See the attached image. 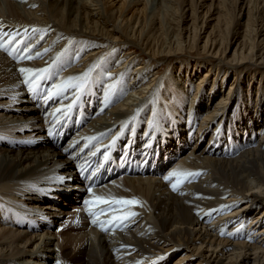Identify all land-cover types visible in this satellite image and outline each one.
<instances>
[{
  "label": "bare ground",
  "instance_id": "6f19581e",
  "mask_svg": "<svg viewBox=\"0 0 264 264\" xmlns=\"http://www.w3.org/2000/svg\"><path fill=\"white\" fill-rule=\"evenodd\" d=\"M0 43V228L23 229L0 232V264H264V0H124L115 10L103 0H0ZM20 68L49 71L26 83ZM77 115V128L88 126L59 145L51 135ZM156 131L170 135L166 146L150 145ZM116 137L119 165L94 162L84 181L80 165ZM166 169L194 175L173 191L178 177L158 179ZM90 184L89 197L139 204H99L93 216ZM66 202L81 207L62 223ZM247 223L263 227L260 241L228 246L224 236Z\"/></svg>",
  "mask_w": 264,
  "mask_h": 264
},
{
  "label": "rangeland",
  "instance_id": "374dc122",
  "mask_svg": "<svg viewBox=\"0 0 264 264\" xmlns=\"http://www.w3.org/2000/svg\"><path fill=\"white\" fill-rule=\"evenodd\" d=\"M131 0H127V3L128 2H130ZM123 2H124V0L122 1V0H103V4H106V8L107 9H111V10H115V9H117V8H119L122 4H123ZM143 6H145V4L143 3L142 5H141V8H143ZM135 12V10L132 12V13H134ZM201 12V11H200ZM155 13H157V9H156V6H151V5H149L148 6V15L151 17V16H154L153 18L156 20V16L154 15ZM135 15H136V12L134 13ZM133 14H129V17L131 18V16H132ZM150 21H151V19H150ZM150 26V25H149ZM149 26L146 28V30L144 31V33H147L148 32V28H149ZM138 36V35H137ZM137 40V39H136ZM196 52V51H195ZM123 54L124 55H127V53H124L123 52ZM232 54V53H231ZM190 55H192V57L194 58V59H192V61H195V58L197 57V54H195V53H192V54H190ZM181 63V62H180ZM194 63V62H193ZM134 66H138L137 65V63L134 65ZM171 66L172 67H177V62H173L171 65H169V64H167V66H165V68L163 69V71L161 70V72H162V74L161 75H163V74H166V73H168L170 70H171ZM184 67H185V65H183ZM179 67V66H178ZM184 67H182V68H184ZM192 67H196L194 64H192L191 65V67L190 68H192ZM186 68V67H185ZM198 68V67H197ZM177 69V68H176ZM178 72H180V70H178ZM184 75H185V73H184ZM203 75V74H202ZM202 75L200 76V78L202 77ZM246 75V74H245ZM234 75H232V77L230 76L228 79H226V81H225V84L226 85H228V87L232 84V82L234 81ZM246 78V77H245ZM126 79H127V77H126ZM129 79V78H128ZM127 79V80H128ZM91 81V80H90ZM129 81V80H128ZM242 82H244V81H247V82H249L248 80H245L244 78H242V80H241ZM246 82V83H247ZM245 83V82H244ZM130 86V87H129ZM130 90V91H129ZM208 91H210V88L208 89ZM130 93H131V85H130V82L128 83V86H127V91H125L124 93H119V96H126V99H127V97H129V95H130ZM209 93V92H208ZM127 94H128V96H127ZM192 95V92L190 93V95L188 94V95H186V96H188V97H186V103H188V100H187V98L189 99L190 97L189 96H191ZM175 96V95H174ZM208 102L206 101V100H204V104H207ZM156 108V107H155ZM161 109H160V107H157V109H156V111H157V113H159L158 114V116H159V118L160 117H162V115H163V117H167L165 114H166V112H165V110H164V108L160 111ZM160 120H157V119H155L154 120V124H155V126L156 127H160ZM127 129L129 130V127H127ZM164 130H167L166 128H164ZM168 131V130H167ZM130 133V132H129ZM130 135H131V133H130ZM173 135V134H172ZM166 136H170L169 134H167ZM159 139V135H158V138L156 139V140H158ZM204 144V146L206 145V144H208V141H207V139L206 140H204V142L202 143V145ZM191 145H193V143L191 144ZM194 146V145H193ZM193 146H192V148H193ZM176 165H177V163H176ZM173 166H175V165H173ZM172 166V167H173ZM169 171H170V169L168 170V169H166L165 171H164V173H163V175L164 174H166L165 175V177L166 176H168L169 175ZM163 175H159V177H158V179H161V178H164V177H162ZM118 178H116L115 179V181L114 182H119L120 183V185H123V183H124V178L123 179H119L118 181ZM85 181V180H84ZM113 182V183H114ZM63 188H66L65 187V185L63 186ZM96 189V188H95ZM93 190H94V188H93ZM17 192V191H16ZM19 192V191H18ZM103 195H105V194H103ZM15 198L17 197V196H14ZM89 197V196H88ZM14 198V199H15ZM83 199L85 200L86 199V197H83ZM87 199H89V198H87ZM91 199H92V197H91ZM18 200V197L15 199V201H17ZM3 204V203H2ZM5 205V204H4ZM64 206L62 207V210L65 212V217H64V220L62 221V223H66V222H68L69 220H71L72 219V217L75 215V213H77L78 211H79V208L81 207L80 206V204L78 205V204H73L74 206H70L69 205V202H66L65 204H63ZM6 206H8L9 207V205H7L6 204ZM76 206H80L79 208H77ZM38 207H41V208H43L44 209V207L43 206H37V208H36V210H39V208ZM59 208V207H58ZM32 209H35V208H33V206H31V205H29V206H27L26 208H24V210L23 211H26V212H24V213H28V212H31L32 211ZM41 210V209H40ZM61 210V211H62ZM264 210V209H263ZM43 211H46V210H42V212ZM54 212H56V211H54ZM263 212V211H262ZM73 215V216H72ZM252 225V223H247V224H243V228H244V231H245V229H246V226H249V225ZM245 225V226H244ZM251 227L249 226V228L247 229V231H246V233H244V231H241L240 233H238L237 234V231H236V233H235V231L231 234V235H233L234 233V235H233V237H231V236H228V235H225L224 236V238H226L227 240H225V239H222V240H225L226 242H227V244H228V246H232L234 243L233 242H236V239H239V238H241V239H243V241L244 242H246L249 246H253V245H255L256 244V242H258V240L263 236V235H261V230H262V226H260L259 224L257 225L256 224V230H253V229H250ZM14 230H16V231H14ZM20 230L22 231L23 229H19L18 231H17V228L15 229V227H11V226H5V227H2V228H0V232H8V233H11L10 235L12 236L13 234H18L19 232H20ZM229 231H231V229H228ZM54 232V234L56 235L57 234V230L55 231H53ZM252 232V233H251ZM255 232V233H254ZM13 233V234H12ZM76 234V235H75ZM74 235V238H76L75 239V242H77L78 241V239L80 240L81 239V237H82V235L83 234H81V233H75ZM236 236H237V238H236ZM250 236V237H249ZM261 236V237H260ZM55 238V237H54ZM10 241V240H9ZM260 241V240H259ZM55 244H58V242H57V240H55ZM30 251L31 250H33V251H37V247L35 246V245H31V248L29 249ZM176 256H174L173 257V260H174V258H175Z\"/></svg>",
  "mask_w": 264,
  "mask_h": 264
},
{
  "label": "snow or ice",
  "instance_id": "6c2138e0",
  "mask_svg": "<svg viewBox=\"0 0 264 264\" xmlns=\"http://www.w3.org/2000/svg\"><path fill=\"white\" fill-rule=\"evenodd\" d=\"M34 31H36L34 29ZM0 49H4L7 51L6 47H5V44L3 43H0ZM47 51V49L45 50ZM11 54V53H9ZM39 55V54H37ZM28 59H32L31 56L27 57ZM19 71L22 73V74H25V82H29V79L34 77L35 78V81H38L40 79H43V73H47L49 71V69L45 68V69H40V70H33V69H29V68H20ZM91 71V69L89 70ZM87 73L84 74V77L82 78H75V79H86L87 77ZM35 81H33L32 84H30V91H35L36 87H38V84L35 83ZM66 85H56L57 89H62L63 87H65ZM51 95V94H50ZM57 111L59 112L60 109H57ZM191 175H194L192 173H178V172H173V173H170L168 176L164 177V179L166 181L168 180H171L172 177H178L176 183H173L172 184V189L173 191H176L177 190V187H178V184L181 182V180L179 179L180 177H186V176H191ZM89 192H91V189H89ZM93 198L91 200H86L84 203L85 205L88 206V210H89V213L92 214L93 216H95L96 214L95 213H92L91 212V209L92 207H95L99 204H107V205H113V204H116V205H122V206H129V205H136V204H139V201L136 200L135 198L133 199H115V198H112L111 200L110 199H106L104 197H101V196H96L94 193L92 194ZM113 212H115L116 210L115 209H112ZM101 215H103V211H101L100 213ZM136 213L134 212H125L123 215H113L112 218L110 220L107 221L108 224H112L113 222H119V221H123V220H127L129 217L131 216H135ZM93 223H97V220L94 219L93 220ZM103 224L104 222H101V227L103 228ZM106 230V229H105Z\"/></svg>",
  "mask_w": 264,
  "mask_h": 264
}]
</instances>
